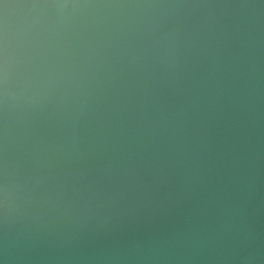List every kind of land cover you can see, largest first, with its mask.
<instances>
[{"label":"water","instance_id":"95a60500","mask_svg":"<svg viewBox=\"0 0 264 264\" xmlns=\"http://www.w3.org/2000/svg\"><path fill=\"white\" fill-rule=\"evenodd\" d=\"M0 264H264V0H0Z\"/></svg>","mask_w":264,"mask_h":264}]
</instances>
